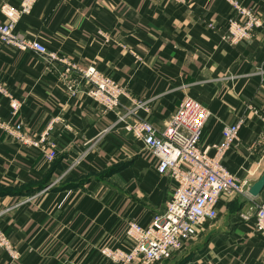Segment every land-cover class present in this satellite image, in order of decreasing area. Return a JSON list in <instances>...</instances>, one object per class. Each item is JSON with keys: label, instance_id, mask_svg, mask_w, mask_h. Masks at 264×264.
I'll return each instance as SVG.
<instances>
[{"label": "crops", "instance_id": "1", "mask_svg": "<svg viewBox=\"0 0 264 264\" xmlns=\"http://www.w3.org/2000/svg\"><path fill=\"white\" fill-rule=\"evenodd\" d=\"M240 1L264 21V0ZM232 12L227 0H38L22 16L19 32L81 66L96 65L129 95L103 114L83 96V84L71 91L44 58L0 43V81L23 103L13 118L0 93V117L21 120L35 135L61 119L48 138L57 147L51 162L38 148L0 133V212L21 202L0 216V227L19 251V264H114L102 248L130 249L127 223L149 225L165 209L173 182L125 125L143 119L163 129L187 97L212 112L202 138L207 149L222 140L225 125L245 116L225 165L249 184L259 180L264 28L233 45L226 39ZM0 21H6L1 11ZM253 200L263 202L264 190L257 198L224 195L217 219L203 229L204 244L186 264H264V236L239 215ZM9 263L0 248V264Z\"/></svg>", "mask_w": 264, "mask_h": 264}, {"label": "built area", "instance_id": "2", "mask_svg": "<svg viewBox=\"0 0 264 264\" xmlns=\"http://www.w3.org/2000/svg\"><path fill=\"white\" fill-rule=\"evenodd\" d=\"M37 1L21 0L18 5L3 1L0 11L6 21H0V43L20 51H31L44 58L48 68L57 69L60 80L67 83L71 91L77 92L78 84H83V96L91 98L100 106L103 114L115 110L122 104L123 97L129 95L126 86L103 73L96 65L81 66L70 57L47 48L40 41L32 40L16 29L19 20L32 12ZM227 1L233 10L226 34L231 44L249 40L264 28V21L254 7L240 0ZM130 52L137 60L142 59L133 49ZM0 93L9 98L11 115L17 118L23 103L1 81ZM249 109L258 113L251 105ZM211 115L208 106L187 97L163 129L143 119L126 123V130L140 138L157 159L158 173L172 180L173 191L165 209L155 214L149 225L136 220L127 223L124 232L132 241L130 249L112 246L102 248L101 254L114 264L161 263L201 238L206 224L217 219L218 204L224 195H249L247 188L250 184L225 165V157L238 140L245 116L225 125L221 131L222 140L207 149L202 145V138ZM120 121H124V118H120ZM59 122L61 119L55 117L42 133L35 135L21 120L12 121L0 117V133L25 146L38 148L45 160L51 162L57 158V147L48 138ZM65 128L71 129V126L66 123ZM110 129L106 128L105 132ZM78 161L70 164L68 169L73 168ZM20 204L16 202L4 208L0 216L12 212ZM239 215L243 221L252 222L255 231L264 236V201L253 200L249 209L239 212ZM0 248L9 256V264H19L20 253L1 227Z\"/></svg>", "mask_w": 264, "mask_h": 264}, {"label": "rangeland", "instance_id": "3", "mask_svg": "<svg viewBox=\"0 0 264 264\" xmlns=\"http://www.w3.org/2000/svg\"><path fill=\"white\" fill-rule=\"evenodd\" d=\"M203 244H204V241H201L199 239L198 241L193 242L190 245H188L184 250H182L177 255L172 256L162 261L159 264H186V262L193 257V255L195 254V251L198 250V248H200Z\"/></svg>", "mask_w": 264, "mask_h": 264}, {"label": "water", "instance_id": "4", "mask_svg": "<svg viewBox=\"0 0 264 264\" xmlns=\"http://www.w3.org/2000/svg\"><path fill=\"white\" fill-rule=\"evenodd\" d=\"M264 190V173L263 175L257 180L255 183H252L248 186L247 191L248 194L252 198H257L261 194V192Z\"/></svg>", "mask_w": 264, "mask_h": 264}]
</instances>
